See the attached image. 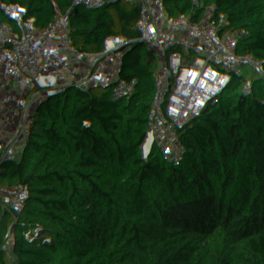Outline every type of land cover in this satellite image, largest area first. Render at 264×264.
Instances as JSON below:
<instances>
[{
  "label": "trees",
  "instance_id": "1",
  "mask_svg": "<svg viewBox=\"0 0 264 264\" xmlns=\"http://www.w3.org/2000/svg\"><path fill=\"white\" fill-rule=\"evenodd\" d=\"M130 0H0V158L7 135L20 144L42 116L39 100L57 81L50 68L83 72L122 38ZM153 48L177 53L197 72L189 77L153 64L140 81L138 110L120 117L123 148L169 137L193 185L241 203L235 184L251 165L264 170V0H169L154 28ZM155 132L150 140L144 132ZM92 140L80 132L23 146L28 177L43 184L62 168L92 169ZM111 201L109 183L90 173L76 185L74 207L87 223L66 231L62 220L23 216L0 229V264H100ZM264 204V203H263ZM187 206L169 235L135 264H264V220L255 236L219 209Z\"/></svg>",
  "mask_w": 264,
  "mask_h": 264
},
{
  "label": "built area",
  "instance_id": "2",
  "mask_svg": "<svg viewBox=\"0 0 264 264\" xmlns=\"http://www.w3.org/2000/svg\"><path fill=\"white\" fill-rule=\"evenodd\" d=\"M169 0H130L123 23L122 38L100 51L93 62L74 75L59 64L50 68L57 81L41 96L44 109L28 129L20 144L7 135L9 146L0 158V228L27 213L33 220H62L64 230L81 229L89 211L74 207L76 185L90 173L109 183V226L101 247L100 264H135L141 255L153 249L169 235L182 219L187 206L204 210L198 226L207 223L205 208L219 209L240 220L259 236L264 220V170L251 165L235 184L241 203L228 201L220 192L193 185L192 168L179 162L181 148L169 137L141 147L123 148L118 127L123 111L136 112L140 101V81L153 70V64H165L192 77L197 69L180 61L177 53L163 57L152 46L154 28L162 20ZM92 140L88 160L92 169L62 168L56 180L43 184L32 180L24 169L23 146L31 138L50 141L73 132ZM153 140L154 129L144 126Z\"/></svg>",
  "mask_w": 264,
  "mask_h": 264
},
{
  "label": "rangeland",
  "instance_id": "3",
  "mask_svg": "<svg viewBox=\"0 0 264 264\" xmlns=\"http://www.w3.org/2000/svg\"><path fill=\"white\" fill-rule=\"evenodd\" d=\"M30 205H33V203H30ZM199 205H200V207L201 206H203L204 205V203L202 202V201H199ZM33 209V208H32ZM31 208H27L26 210H24L23 211V213H25V214H23V215H25V216H27V213H29L30 212V210H32ZM20 218H22L21 216L20 217H16V220L18 221V219H20ZM16 223V222H15ZM2 228V227H1ZM0 228V229H1Z\"/></svg>",
  "mask_w": 264,
  "mask_h": 264
},
{
  "label": "crops",
  "instance_id": "4",
  "mask_svg": "<svg viewBox=\"0 0 264 264\" xmlns=\"http://www.w3.org/2000/svg\"><path fill=\"white\" fill-rule=\"evenodd\" d=\"M27 205H28V207H29V208H31V209L34 207V205H30V203H29V202H28V204H27Z\"/></svg>",
  "mask_w": 264,
  "mask_h": 264
},
{
  "label": "water",
  "instance_id": "5",
  "mask_svg": "<svg viewBox=\"0 0 264 264\" xmlns=\"http://www.w3.org/2000/svg\"><path fill=\"white\" fill-rule=\"evenodd\" d=\"M45 219H49V218H45Z\"/></svg>",
  "mask_w": 264,
  "mask_h": 264
}]
</instances>
